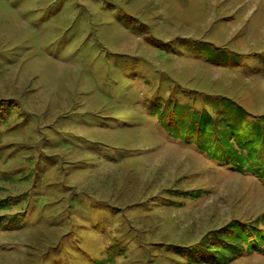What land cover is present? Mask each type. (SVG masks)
<instances>
[{"label": "trees", "instance_id": "trees-1", "mask_svg": "<svg viewBox=\"0 0 264 264\" xmlns=\"http://www.w3.org/2000/svg\"><path fill=\"white\" fill-rule=\"evenodd\" d=\"M81 1L85 4L71 2L76 16L85 17L90 32L85 43L93 41L92 47L103 55L93 67L102 85L101 79H91L100 99L96 107L67 112L59 121H49L45 113L41 123L39 116L24 110L20 99L0 97V234L24 230L25 220L33 219L26 229L29 241L23 243L26 256L36 258L31 264H233L251 256L264 258V210L245 219L231 216L222 226L196 229L198 223L192 220L188 231H163L173 213L210 200L225 175L249 178L264 188V84L257 81L255 86L261 100L249 102L241 93L233 94L235 83L225 87L221 80L195 81L174 65L183 59L193 69L213 67L228 78L255 71L261 80L264 50L243 57L229 43L220 46L204 35L163 38L155 29L172 24L160 19L156 1ZM171 3L188 7V0ZM107 28L142 38L143 50L116 49L105 34ZM74 38L71 46L77 47L82 41L77 34ZM246 66L247 72L237 71ZM137 83L146 87L145 93ZM67 117L84 123L85 133L63 129ZM34 125L36 136L5 138ZM125 131L135 138L142 134L143 144L151 142L154 131L158 139L167 137L202 160L169 177L166 168L158 166L145 180L126 168L127 173L120 171V183L109 180L96 187L85 182L101 173L103 151L109 152L113 164H126L122 153L134 152L138 144L132 147L115 138ZM106 134L111 136L100 138ZM106 186L108 194L99 193ZM52 190H57L54 195ZM48 206L59 208L47 212Z\"/></svg>", "mask_w": 264, "mask_h": 264}, {"label": "rangeland", "instance_id": "rangeland-1", "mask_svg": "<svg viewBox=\"0 0 264 264\" xmlns=\"http://www.w3.org/2000/svg\"><path fill=\"white\" fill-rule=\"evenodd\" d=\"M71 1L74 0H0V97L20 99L24 110L39 116L41 123L40 116L45 113H48L49 121H59L67 112L73 115L84 107H96L95 104L100 99L95 91L97 86L93 87L91 79H101L102 85V77H97L93 67L103 60V55L92 47L93 41L85 43L89 40L90 32L87 31L83 13L76 16L77 11L73 9L74 3ZM79 1L85 4L84 1ZM149 1H156L157 9L162 13L160 19L172 24L155 29L163 38L204 35L220 43V46L229 43V47L236 50L233 52H238L243 57L259 55L264 50V0H188V7L185 9L171 3V0H147L145 3ZM250 16V24L245 23ZM221 19H225L222 25L218 24ZM255 23L256 26H253ZM244 24L246 26L242 31ZM61 25H66L68 29ZM73 30L75 31L72 33ZM76 34L83 43L77 47L75 43L71 46ZM105 34L111 36V45L118 50H131L132 53H136L137 49L143 50L139 48L142 38H136L120 28H107ZM86 46L90 48L89 51H82ZM148 53L152 55V51ZM179 55L175 53V56ZM176 63L178 64L174 67L177 70L194 76L195 81L199 78L221 80L225 87L235 83L233 94L241 93L245 101L249 102H252L251 99L261 100V94L255 86L257 81L264 84L261 82L264 78L260 80L258 76L255 77L258 72H248L244 78L233 73L235 78L232 75L228 78L213 67H207L206 70L196 65V69H193L183 59ZM137 68L145 73L143 66ZM248 68L249 66L245 69L239 67L237 71L244 73ZM204 83L206 89H211ZM137 85H140L139 92H146L143 84ZM66 119L67 125L62 126L63 129H70L77 134L85 133L86 125L76 117ZM23 129L7 134L5 138L36 136L35 125L31 130ZM124 133L125 135L115 138L127 141L132 147L138 144L133 149L134 152L122 153L127 159L126 164H113L114 160L109 158V152L103 151L99 154L104 162L99 165L98 170L101 173L84 179L85 182L88 181L96 187H100L103 181L116 180L120 183V171L126 168L133 170L140 180H145L158 166L165 167L164 174L169 177L181 169L196 167L202 160L195 157L191 149L179 147L167 137L158 139L154 131L150 132L151 142L146 144L140 143L142 134L135 138L127 131ZM109 136L111 135L106 134L100 138ZM156 140L158 143L154 146ZM105 175L108 177L106 180ZM221 184L210 200L189 204L184 210L173 213L167 219L163 231L169 234L188 231L192 220L198 223L195 225L196 229L209 225L222 226L231 216L245 219L251 215L257 216L264 210V188L258 183L249 178L225 175L224 183ZM56 191L52 190V194ZM108 191L109 187L106 186L99 193L107 195ZM58 208L48 206L46 211L57 212ZM130 215L134 216L135 212ZM107 219L108 217L105 218ZM33 223V219L27 218L23 223L24 230L5 233L6 236L0 234V264H31L36 261L35 257L29 259L26 256L27 251L23 247V243L29 241V232L26 229H30ZM174 227H179L176 232ZM122 261L119 260V263ZM233 264H264V258L251 256Z\"/></svg>", "mask_w": 264, "mask_h": 264}]
</instances>
